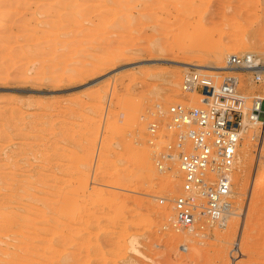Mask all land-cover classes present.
Masks as SVG:
<instances>
[{
  "label": "rangeland",
  "instance_id": "obj_1",
  "mask_svg": "<svg viewBox=\"0 0 264 264\" xmlns=\"http://www.w3.org/2000/svg\"><path fill=\"white\" fill-rule=\"evenodd\" d=\"M111 1L0 0V15L12 11L0 21V264H264V185L248 179L264 167L263 125L249 128L250 171H239L244 134L237 148L234 215L202 237L171 227V202L158 197L180 192L179 171L158 173L147 143L169 105L198 104L178 62H205L222 36L246 35L251 48L234 54L264 63L262 0ZM236 76L243 93L264 88Z\"/></svg>",
  "mask_w": 264,
  "mask_h": 264
},
{
  "label": "built area",
  "instance_id": "obj_2",
  "mask_svg": "<svg viewBox=\"0 0 264 264\" xmlns=\"http://www.w3.org/2000/svg\"><path fill=\"white\" fill-rule=\"evenodd\" d=\"M237 73L256 85L264 81V65L249 52L229 55L219 70L187 68L180 87L196 95L198 104L173 103L163 126L157 117L148 123L147 143L157 172L179 171L180 192L172 199L158 197L160 204L171 202L175 231L202 237L207 224L224 216L237 148L250 128L246 122L254 117L264 122V88L241 92ZM258 128L264 143V126ZM260 150L258 161H264Z\"/></svg>",
  "mask_w": 264,
  "mask_h": 264
},
{
  "label": "bare ground",
  "instance_id": "obj_3",
  "mask_svg": "<svg viewBox=\"0 0 264 264\" xmlns=\"http://www.w3.org/2000/svg\"><path fill=\"white\" fill-rule=\"evenodd\" d=\"M110 2H112L111 0H109ZM108 2V1H107ZM116 2V1H115ZM122 3H123V1H122ZM251 3V4H250ZM249 4H250V8H252L253 7V3L252 2H250ZM115 4V3H114ZM261 4L263 5V8H264V0H262L261 1ZM248 6V5H247ZM107 7V6H106ZM115 7H117V6H115ZM115 7H113V8H115ZM104 8V7H103ZM118 8V7H117ZM106 10V9H105ZM249 10V9H248ZM107 11V10H106ZM10 12H12V11H10ZM10 12H8L7 11V13H3V14H1L0 15V21L1 22H6V21H9V20H7L8 18H9V15L11 14ZM9 13V14H8ZM112 14H114V15H116L117 14V12H116V10L114 9V12L112 13ZM120 16V15H119ZM119 20V19H118ZM102 23V22H101ZM116 27V26H115ZM122 27V26H121ZM246 36V35H245ZM244 36V37H245ZM224 37H226V38H228L229 36H222V40L224 39ZM243 37V36H242ZM242 37H240L241 38V40H240V38L239 37H237V41H238V38H239V42H238V44H237V41H235V38H232V37H230L229 39H227V41H225L226 39H224L223 41L221 40V42H219V43H217L216 45H215V48H214V50H212L209 54H208V58L206 59L207 61H205V62H194V63H192V62H178L179 63V66L181 67V68H183L184 70H186L187 68H189V67H192V68H195V69H197V70H219V69H221L222 67H223V65L221 64L222 62H224L225 61V59L229 56V55H233L234 53H236V52H243L245 49H247V48H251L250 47V44L248 43V41L247 40H245V38L247 37H243L244 39H242ZM232 38V39H231ZM233 39H234V41H233ZM247 39V38H246ZM220 41V40H219ZM246 41H247V43L249 44H247L246 43ZM235 42V44H233ZM237 44V45H236ZM228 45V46H227ZM236 46V47H235ZM214 47V45L211 47V49ZM256 48L258 49V51L261 53V54H263L264 53V32H262V33H260L259 34V37L257 38V46H256ZM254 49H255V46H254ZM215 50H222V51H218V52H221V53H215ZM117 51H119V49H117L116 51H115V53L113 52L112 54L110 53L109 55H107L106 57H104L105 58V61H104V58L102 59L103 60V62H105V64L106 65H110L111 63H113L114 61H116V60H120L121 58L120 57H122L121 56V54H124V51L123 50H121L120 49V52H117ZM223 52H226V53H223ZM248 52L249 53H252L253 54V52L251 51V50H248ZM256 59L259 61V58H257L256 57ZM168 61H170V60H168ZM102 62V61H101ZM100 62V63H101ZM260 62V61H259ZM102 64V63H101ZM104 64V63H103ZM263 65H264V63H262ZM98 65H100L99 63H98ZM176 78H175V76H173L172 78H171V80H168V87L166 86V88H167V94L169 95H171L172 94V92L173 91H175V89H174V84H176ZM247 124H249V126H250V128H253L254 126H256V125H263L264 126V122H262L261 120H259V119H257V118H253V119H250V121H248V122H246ZM250 129L248 128L247 130H246V132L244 133V138H245V140L246 141H244L243 143H242V147H241V153H240V160H241V165L239 166V171H240V173H245L248 169V171H250V168H249V165H250V162L252 161V157H251V154H250V144H251V142L249 143V142H247V140H249L250 138H252L253 137V135L254 134H251L250 133ZM264 164V163H263ZM262 164V165H263ZM252 171V170H251ZM40 175H41V173H40ZM240 174H238V176H239ZM45 176V175H44ZM40 179V178H39ZM237 180H236V185L237 186H239V187H242V185H241V182H242V179H241V177L239 176L238 178H236ZM249 181H251V182H253V183H256V185H258V186H260V185H264V167H262V166H259L257 169H254L252 172H250V174H249ZM172 182V178H171V176L170 175H162V178H161V184L162 185H168L169 183H171ZM39 184V183H38ZM23 190H24V188H23ZM22 190V191H23ZM35 190V189H34ZM231 190L233 191V186L231 187ZM25 191V190H24ZM4 196V195H3ZM32 196H33V194H32ZM254 196V195H253ZM21 197V196H20ZM57 202H58V200H57ZM12 203V202H11ZM27 204V203H26ZM38 204V203H37ZM13 205V204H12ZM16 205V204H15ZM3 206V205H2ZM12 207V206H11ZM16 207H17V205H16ZM18 207H19V205H18ZM23 207V206H22ZM26 207H27V205H26ZM11 209V208H10ZM8 210V209H7ZM51 212L53 213V214H55V212L58 210L56 207H53V208H51ZM9 211V210H8ZM23 211H25V209H24V207H23ZM35 212V211H34ZM57 213H59V212H56V214ZM234 211H233V209H232V205H231V203H228V206H227V210H226V212H225V214H224V216L220 219V220H218L219 221V226L220 227H224V226H226V221H227V218L229 217V216H231V215H234ZM37 215V214H36ZM39 215V214H38ZM40 217V216H39ZM43 216H41L40 218H42ZM30 218V217H29ZM44 218V217H43ZM48 218V217H47ZM42 221V220H41ZM59 221V220H58ZM26 222V221H25ZM27 223H25V225H26ZM28 225V224H27ZM44 227V226H43ZM20 233H21V231H19ZM55 233H57L56 231H55ZM26 234V233H25ZM53 234H54V232H53ZM29 235V234H28ZM29 238H30V236H29ZM47 241V240H46ZM21 242V241H20ZM41 242V241H40ZM45 242V241H44ZM72 242V241H71ZM38 243H39V241H38ZM46 243V242H45ZM82 244V243H81ZM36 245V244H35ZM46 245H47V243H46ZM48 245H49V243H48ZM58 245V244H57ZM41 246H43V245H41ZM48 247V246H47ZM54 247V246H53ZM51 249H52V245H51ZM53 250V249H52ZM55 250H57L58 251V249H55ZM29 251V250H28ZM57 251H56V253H57ZM63 251V250H62ZM1 252V251H0ZM49 252V251H48ZM5 253V252H4ZM55 252H53V254H56ZM48 254V253H47ZM57 255H58V253H57ZM46 258V257H45ZM52 259H54V258H52ZM57 259V258H56ZM70 259V258H69ZM51 262H53V261H51Z\"/></svg>",
  "mask_w": 264,
  "mask_h": 264
}]
</instances>
